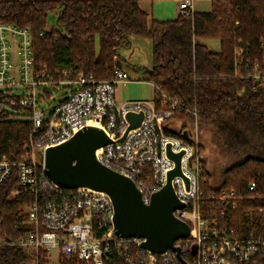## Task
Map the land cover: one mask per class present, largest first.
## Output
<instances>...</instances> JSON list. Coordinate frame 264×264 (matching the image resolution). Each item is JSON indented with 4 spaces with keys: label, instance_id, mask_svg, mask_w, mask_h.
I'll list each match as a JSON object with an SVG mask.
<instances>
[{
    "label": "trees",
    "instance_id": "obj_1",
    "mask_svg": "<svg viewBox=\"0 0 264 264\" xmlns=\"http://www.w3.org/2000/svg\"><path fill=\"white\" fill-rule=\"evenodd\" d=\"M212 1L210 12L180 13L173 20L158 21L140 8L139 0H0V22L29 28L36 61L57 79L64 78V70L72 78L84 74L110 79L115 65L121 66L120 50L130 48L136 38L149 39L153 63L145 69L148 78L185 106L176 111L173 120L180 119L182 128L197 122L212 132L219 145L248 152L225 167L217 185L203 160L206 193L226 188L245 197L237 208L226 210L225 217L219 216L220 225L248 229L243 221L246 212L254 209L257 218L251 221L252 229L264 237V82L250 76L256 68L264 73V0ZM55 11L58 27L48 28L49 15ZM204 39H219L220 50H211ZM154 100L161 107L163 100L156 88ZM32 129L28 113L1 119V152L19 160ZM169 132L188 139L176 130ZM252 181L254 191L249 189ZM145 183L151 185L150 180ZM19 186L14 166L0 184V238L6 241L0 245V264H27L31 255L30 249L15 242L30 226L24 223L28 217L25 208L35 202V194L11 198V191ZM181 247L184 249L183 244ZM183 257L195 264L191 250ZM39 264H52L45 251L39 255ZM58 264L84 263L76 257H61ZM106 264L145 263L134 248L125 256L114 255ZM169 264L183 263L174 255ZM237 264H264V252Z\"/></svg>",
    "mask_w": 264,
    "mask_h": 264
},
{
    "label": "built area",
    "instance_id": "obj_2",
    "mask_svg": "<svg viewBox=\"0 0 264 264\" xmlns=\"http://www.w3.org/2000/svg\"><path fill=\"white\" fill-rule=\"evenodd\" d=\"M179 8L183 14L194 12L192 0H180ZM62 73L64 78L57 79L36 61L29 28L0 22V120L28 113L33 121L30 139L19 160L9 159L0 150V184L14 166L18 169L20 186L11 191L10 197L35 194V202L26 209L24 223L30 226L15 242L30 249L27 264H39L41 251L49 257L54 249L59 259L76 257L84 264H106L114 255L125 256L134 248H138L145 264H169L174 255L177 257L171 250L158 253L143 247L142 238L117 235L114 206L107 193L88 187H62L47 175L46 149L65 142L93 122H98L97 126L113 139L97 149V159L135 180L146 203L167 183L169 172L176 166L168 148L174 153L182 152V174L172 179L178 197L185 203L175 214L191 226L190 235L175 242L180 247L183 244L182 255L187 250L195 251V264H237L264 252V237L252 231L251 221L244 230L220 225L219 216L225 217L226 210L237 208L243 196L235 189L210 193L204 190L208 179L198 144L169 132L176 111L185 109L178 98L155 87L163 100L161 107L155 100L119 102L117 84L132 78L120 65H115L110 79L84 74L72 78L68 70ZM250 76L264 82V73L257 68ZM18 87L25 91L17 92ZM48 92L55 98L52 110L44 108L52 99ZM129 111H143V119L119 140L129 125ZM145 180H150L151 185H146ZM249 189H256L254 181ZM5 243L0 238V245Z\"/></svg>",
    "mask_w": 264,
    "mask_h": 264
},
{
    "label": "water",
    "instance_id": "obj_3",
    "mask_svg": "<svg viewBox=\"0 0 264 264\" xmlns=\"http://www.w3.org/2000/svg\"><path fill=\"white\" fill-rule=\"evenodd\" d=\"M143 116V111H129L126 114L129 125L119 140H123L130 129L139 126ZM184 134L188 135L187 132ZM112 141L103 128L95 124L84 126L65 142L46 149L47 175L62 187H88L107 193L114 206L117 235L142 238L143 247L158 253L171 250L183 264H190L184 259L181 247L175 244L178 239L187 238L191 231L190 224L175 214L176 210L185 207L172 182L175 175L182 174V152L174 153L168 148L176 166L169 172L167 183L153 192L146 203L135 180L97 159V149Z\"/></svg>",
    "mask_w": 264,
    "mask_h": 264
},
{
    "label": "rangeland",
    "instance_id": "obj_4",
    "mask_svg": "<svg viewBox=\"0 0 264 264\" xmlns=\"http://www.w3.org/2000/svg\"><path fill=\"white\" fill-rule=\"evenodd\" d=\"M56 18H57V12H51L49 15L47 27L48 28H57L58 25L56 24ZM140 39V41H139ZM213 44L216 49H219V45H216V43ZM120 53L123 58H125L126 61L134 63L142 68L143 71L145 69L150 68L153 63V53H152V45L149 39L144 37H139L138 40L134 41V44L131 48H122L120 50ZM142 71V72H143ZM131 77L138 78V74L133 72V70L130 72ZM142 75V73H141ZM142 77V76H141ZM141 89H144V92L146 94V98L151 99L154 96V88L152 85L146 83V85L142 86ZM17 92H23L25 91L24 88L18 87L15 89ZM117 95V90H116ZM54 97L50 101V106L44 105V108H48V110H52L54 106ZM173 125H175L177 128L174 129L177 132L185 133L188 132L187 137L194 142L198 144L199 147V153L203 157L204 162L207 165V169L211 173L212 177V183L214 185H217L222 176V172L228 165L238 162L245 158L248 155V152L246 150H239V151H230L226 147L219 145L216 140L213 138L212 132L209 129L206 128H200L197 125V122H189L188 125L184 128H182L183 124L180 119L173 120ZM201 149H203L201 151ZM245 198L244 196L242 199ZM262 198V196H261ZM241 200V199H240ZM27 207L25 208L26 211ZM262 213L263 211L257 212ZM245 222L246 224H250V221L253 220L254 217L257 218V215L254 211V209H249L246 212ZM243 226V225H242ZM255 234V230L253 228L252 230ZM48 260L52 264H58L59 257L57 255V251L54 249L50 252V256L48 257Z\"/></svg>",
    "mask_w": 264,
    "mask_h": 264
},
{
    "label": "crops",
    "instance_id": "obj_5",
    "mask_svg": "<svg viewBox=\"0 0 264 264\" xmlns=\"http://www.w3.org/2000/svg\"><path fill=\"white\" fill-rule=\"evenodd\" d=\"M138 3L140 8L144 12L149 14L150 18L156 19L158 21L173 20L181 13L179 8L180 0H139ZM212 3V0H192V9L194 12H210L212 10ZM135 40H138V38H136ZM202 42L215 52H218L220 50L221 45L219 39H204ZM209 42L216 43V45H219V49L214 48L215 46L213 44L210 45ZM118 59L123 69L128 70L130 72L133 70V72L138 74V78L132 77L129 81H121L117 84L116 96L118 101L122 103L130 100L139 99L146 100L148 102H154V96L151 99L146 98L144 89H141L142 86L148 83L153 86L155 95V84L148 78L146 72L143 71L140 66L126 61L125 58L122 57L121 53ZM173 122L174 121L172 120L170 126L174 130L177 127L173 125Z\"/></svg>",
    "mask_w": 264,
    "mask_h": 264
},
{
    "label": "bare ground",
    "instance_id": "obj_6",
    "mask_svg": "<svg viewBox=\"0 0 264 264\" xmlns=\"http://www.w3.org/2000/svg\"><path fill=\"white\" fill-rule=\"evenodd\" d=\"M93 124H96V125H98V122H93Z\"/></svg>",
    "mask_w": 264,
    "mask_h": 264
}]
</instances>
